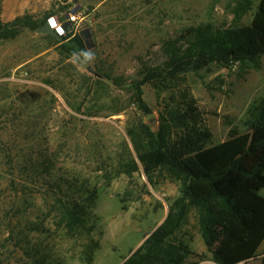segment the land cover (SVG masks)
<instances>
[{
    "label": "rangeland",
    "instance_id": "rangeland-1",
    "mask_svg": "<svg viewBox=\"0 0 264 264\" xmlns=\"http://www.w3.org/2000/svg\"><path fill=\"white\" fill-rule=\"evenodd\" d=\"M258 1L0 0V24L79 7L86 16L71 36L87 30L85 47L96 53L80 70L69 62L71 44L52 35L22 27L0 40V138L41 169L21 224L0 225V264H215L203 240L205 213L184 196L183 176L166 165L146 173L140 156L156 151L160 133L169 148L191 129L179 120L186 97L210 132L206 146L243 128L248 106L264 98V54L177 69L189 28L248 25ZM173 40L175 59L163 50ZM145 68L159 76L145 80ZM135 85L149 113L139 108ZM58 176L91 197L72 211L79 220L70 226L46 192Z\"/></svg>",
    "mask_w": 264,
    "mask_h": 264
},
{
    "label": "trees",
    "instance_id": "trees-1",
    "mask_svg": "<svg viewBox=\"0 0 264 264\" xmlns=\"http://www.w3.org/2000/svg\"><path fill=\"white\" fill-rule=\"evenodd\" d=\"M45 23L46 16L41 19L16 17L0 24V40L14 39L22 27L36 29ZM210 30L188 29L185 59L177 70L254 60L264 54V0L258 1L248 25L235 24L229 29ZM87 34V30L73 36L67 33L56 41L67 42L74 50L81 49L85 48ZM163 50L171 54V58H178L179 49L174 40L163 46ZM143 73L145 80L159 76L150 68H145ZM134 87L139 108L149 113L140 86ZM182 106L179 120L183 124L187 121L186 127L191 129L169 148L165 147L164 136L160 133L156 151L140 156L145 171L149 173L157 165H166L183 176L184 196L200 205L205 213L201 218L203 240L213 263L239 264L256 258L264 239V194L261 193L264 189V98L248 106L242 129L230 128L221 142L209 146L205 143L210 132L203 124L194 99L186 97ZM2 142L7 144L0 138ZM5 149L2 157L8 161L7 172L1 170L0 173H6L8 177L0 178V225L5 224L13 230L21 224L22 208L34 201L38 181L33 177L39 175L37 171L41 169L35 162H29L28 155L21 150L13 153L10 145ZM23 173L30 177L29 181L17 177ZM64 184L63 177L51 179L46 192L52 195V206L60 219L70 226L79 220L72 211L84 208V202H90L91 197L88 194L81 196L82 184L77 185L78 189L75 183L69 182L62 188ZM160 230L161 226L157 228ZM260 264H264V254L260 256Z\"/></svg>",
    "mask_w": 264,
    "mask_h": 264
},
{
    "label": "clouds",
    "instance_id": "clouds-1",
    "mask_svg": "<svg viewBox=\"0 0 264 264\" xmlns=\"http://www.w3.org/2000/svg\"><path fill=\"white\" fill-rule=\"evenodd\" d=\"M73 19L75 20L76 17H73ZM49 24L51 28L55 29L59 35H64V29L60 27L54 19L50 18ZM68 59L74 67H77L80 70H86L87 67L91 66V64L95 61L96 53L92 48L85 47L81 49H75L71 52Z\"/></svg>",
    "mask_w": 264,
    "mask_h": 264
},
{
    "label": "built area",
    "instance_id": "built-area-1",
    "mask_svg": "<svg viewBox=\"0 0 264 264\" xmlns=\"http://www.w3.org/2000/svg\"><path fill=\"white\" fill-rule=\"evenodd\" d=\"M84 11H81L79 7L74 8L71 12L62 14L59 18H56L54 16H49L46 20V23L49 24V19L52 18L56 21V23L64 29V35L67 33H70L72 35L74 32L77 31L78 26L80 25V22L85 18ZM73 17H76L74 20ZM67 26V28H66ZM51 27V26H50ZM53 29V28H52ZM55 31V29H53ZM56 35L59 37V35L55 31Z\"/></svg>",
    "mask_w": 264,
    "mask_h": 264
},
{
    "label": "crops",
    "instance_id": "crops-1",
    "mask_svg": "<svg viewBox=\"0 0 264 264\" xmlns=\"http://www.w3.org/2000/svg\"><path fill=\"white\" fill-rule=\"evenodd\" d=\"M257 251H258V256L256 258H252L250 260H247L246 262H241L239 264H260V256L264 254V239L260 243Z\"/></svg>",
    "mask_w": 264,
    "mask_h": 264
},
{
    "label": "water",
    "instance_id": "water-1",
    "mask_svg": "<svg viewBox=\"0 0 264 264\" xmlns=\"http://www.w3.org/2000/svg\"><path fill=\"white\" fill-rule=\"evenodd\" d=\"M36 33H41V34H49L52 35L55 38H58L56 35L55 31L47 24H43L35 29Z\"/></svg>",
    "mask_w": 264,
    "mask_h": 264
}]
</instances>
